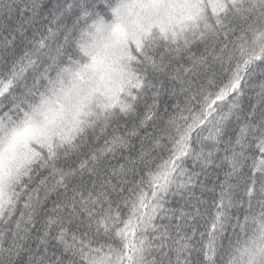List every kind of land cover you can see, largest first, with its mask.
Segmentation results:
<instances>
[{"label":"snow or ice","instance_id":"obj_1","mask_svg":"<svg viewBox=\"0 0 264 264\" xmlns=\"http://www.w3.org/2000/svg\"><path fill=\"white\" fill-rule=\"evenodd\" d=\"M0 264H264V0H0Z\"/></svg>","mask_w":264,"mask_h":264}]
</instances>
